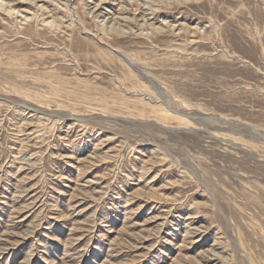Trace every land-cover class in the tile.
<instances>
[{
    "label": "rangeland",
    "instance_id": "rangeland-1",
    "mask_svg": "<svg viewBox=\"0 0 264 264\" xmlns=\"http://www.w3.org/2000/svg\"><path fill=\"white\" fill-rule=\"evenodd\" d=\"M33 2L0 0V264H264V0Z\"/></svg>",
    "mask_w": 264,
    "mask_h": 264
},
{
    "label": "bare ground",
    "instance_id": "bare-ground-1",
    "mask_svg": "<svg viewBox=\"0 0 264 264\" xmlns=\"http://www.w3.org/2000/svg\"><path fill=\"white\" fill-rule=\"evenodd\" d=\"M7 1V0H6ZM12 2H14V3H16L17 4V6L18 5H21L23 2L25 3V0H11ZM34 0H31V2L32 3H34L33 2ZM6 4V3H5ZM33 6V5H32ZM0 8H2V6H0ZM4 8V7H3ZM12 11V8H9V10H8V7L5 9V12H11ZM137 21V20H136ZM135 21V22H136ZM144 21V20H143ZM149 22V21H148ZM145 30V29H144ZM115 31V30H114ZM120 33V32H119Z\"/></svg>",
    "mask_w": 264,
    "mask_h": 264
}]
</instances>
